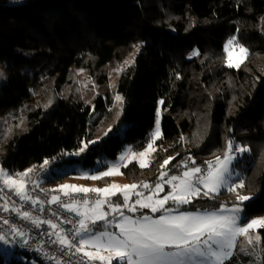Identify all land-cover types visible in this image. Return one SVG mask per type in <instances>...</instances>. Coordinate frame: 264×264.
<instances>
[{
    "label": "trees",
    "instance_id": "16d2710c",
    "mask_svg": "<svg viewBox=\"0 0 264 264\" xmlns=\"http://www.w3.org/2000/svg\"><path fill=\"white\" fill-rule=\"evenodd\" d=\"M231 38L249 50L238 69L226 66ZM134 46L132 66L109 88L104 70ZM80 68L98 86L90 100L72 79ZM0 72V166L8 172L52 160L47 184L58 188L67 175L56 167L90 169L126 145L145 149L161 110L162 138L149 167L133 162L122 169L125 178L151 185L162 170L181 172L183 161L206 168L232 140L251 149L234 164L233 183L245 185L236 191L250 196L242 202L245 220L264 216V0H0ZM90 140L97 143L81 155H64ZM237 203L224 190L185 209ZM24 256L0 251V264H30ZM249 261L241 255L227 264Z\"/></svg>",
    "mask_w": 264,
    "mask_h": 264
},
{
    "label": "snow or ice",
    "instance_id": "6c2138e0",
    "mask_svg": "<svg viewBox=\"0 0 264 264\" xmlns=\"http://www.w3.org/2000/svg\"><path fill=\"white\" fill-rule=\"evenodd\" d=\"M235 41L236 38H231L225 46L226 66L238 69L247 59L249 50ZM237 49L238 51H234ZM115 101L122 103L123 97L116 95ZM159 104L163 105L164 101L160 100ZM108 131L110 132L111 128ZM107 134L105 132V135ZM161 138L158 111L154 132L148 138L144 151L137 154L129 150L131 156L122 153L119 157L120 163L111 164L105 171L83 173L80 178L96 180L122 175L121 166L127 167L137 155L144 157L150 150L155 151L153 145ZM95 143V140L81 141L80 148L64 155L79 156L90 144ZM249 151V147L234 146V142L228 140L224 156L207 161L206 168L189 167L188 162L183 161L185 170L180 175L169 177L168 172L162 170L160 182L154 185L147 182L125 185L113 183L104 188H90L76 184H60L53 191H59L67 199L62 200L60 195H51L48 202L67 212L75 213L78 217L76 220H64V223L73 225L67 230L51 219L42 221L34 217L31 212L24 211L22 206L10 208L7 200L0 207H3L4 212H14L20 219L30 221L36 227L47 224L52 231L46 234L54 237L49 242L58 245L64 255L77 256L76 264H113L114 260L116 264H226L235 255L239 237H245L247 244L253 245L254 240L259 242L261 237L249 235L250 231L264 229V216L243 220L242 202L248 201L250 196L240 195L236 191L244 188L242 179L236 183L229 179L234 175L232 164L237 159V154L243 155ZM174 159L173 156L164 159L160 165L161 169H165ZM138 163L142 169L149 167L145 159H140ZM191 164L195 165V160H191ZM49 165V160L45 159L40 169L46 170ZM34 170L35 166L23 172L10 173L0 166V183L4 186L0 188V193L7 188L21 201L33 205L40 204L42 207L44 202L39 197H33L28 190V180ZM165 184L170 186V191L160 197L159 193L164 192ZM222 188L234 193L237 201L241 203L234 204L231 208L222 204L215 210L185 209L186 205H194V201L201 196L215 199ZM145 191L148 192L147 195ZM90 193L95 194L92 200L88 199ZM78 194H83V198L78 199ZM118 195L122 197L121 202L113 203L111 197ZM3 198L0 196V199ZM105 207L110 211H106ZM143 209L159 215H130L125 212L127 210V213L135 214ZM0 221L8 227L7 233L0 231V242L5 245L18 242L21 247L29 244L26 230L8 218L0 217ZM98 223L102 224V230L97 229ZM113 228L118 231H112ZM239 250L242 253L247 252L244 246ZM50 259L56 264H62L60 257L52 255ZM252 264H257V261L253 259ZM259 264H264V248L261 249Z\"/></svg>",
    "mask_w": 264,
    "mask_h": 264
},
{
    "label": "rangeland",
    "instance_id": "374dc122",
    "mask_svg": "<svg viewBox=\"0 0 264 264\" xmlns=\"http://www.w3.org/2000/svg\"><path fill=\"white\" fill-rule=\"evenodd\" d=\"M235 42H237L238 44H240L237 41V39H236ZM137 50H138V47L134 46L131 49V51L128 53V56L123 61H116V62H114L113 64H111L110 66H108L104 70L105 71L104 74H105V77H106L104 79H107V83H108V87L109 88L114 87L116 85V82L120 78V76L123 75L124 72L129 67L132 66V64L134 62L135 55L137 53ZM234 51H238V49L237 50H234ZM235 59H236V56L234 55V60ZM242 65H243V63L240 66H242ZM2 78H3V73L0 72V80ZM72 79H73L74 82H76V83H78V85H80L82 96L86 100H90L93 97L94 93L96 91H98L97 84L91 78V75L89 73V70H86L85 68H80V69H77L76 71H74V74H73ZM116 95H119V94H116ZM115 106L117 108V117H120L121 114H122V111H121L122 110V103L115 101ZM159 114H160V127H161V123H162L161 110H159ZM5 118H6V116L0 115V124L5 122ZM161 131H162V129H161ZM153 132H154V130L151 132V134ZM153 147H154V149L156 148L155 147V143H154ZM129 150L135 151L137 154L140 153L141 151H144V149L143 150H136V149L133 148L132 145H126L125 148L119 153V155L115 159H109L107 157L106 158L99 159L97 161V165L94 168L84 169L81 166V164H79V163H72V164H68V165L65 164L61 168L56 167L54 169V171L57 174H59V175H64V176L67 175V176H65V178H64L63 182H61V184H76V185H81V186L90 187V188H104L107 185L113 184V183L114 184H119V185L132 184V182H130L128 179H126L123 174L122 175L109 176L111 180H110L109 183H106V184H101L99 182L100 179L93 180V179H87V178H80L83 173H97L99 171H105V170H107V168L111 164H113V163H120L119 157H120V155L122 153H127L129 155V157L131 156V153H130ZM153 153H154V151H151L150 150L144 157H140L139 155H137L135 158L132 159V163L133 162L138 163L140 159H145L150 164V161L152 159ZM243 155L237 154V159L232 164V169L234 170V175L229 178L232 183H233L234 179L238 176V174H237V172H236V170L234 168V164ZM125 162H127V161H125ZM104 165L106 166L105 168H103ZM192 166H199V167H201L200 165H192V164L189 165V167H192ZM123 168H124L123 166L120 167V172L121 173H122V169ZM184 170L185 169L183 168L182 171H184ZM182 171L179 172V173H171L169 171H167V172H168V176L170 177L172 175H180L182 173ZM165 179H167V177ZM157 182H160L159 179L155 183H157ZM154 184H151V185H154ZM138 190H140V189H138ZM224 190H226V189L222 188L221 191H220V193L222 191H224ZM168 191H170V186L167 185V184H165L164 185V192L159 193V196L162 197ZM147 194H148V192L145 191V195H147ZM111 198L114 199L112 201L113 203H119L122 200V197H120L119 195L117 197H111ZM134 199H135V196H133V200ZM226 206L228 208H231L232 207V205H226ZM216 209H218V208H216ZM243 209H244V207H243ZM105 210L106 211H110V209H108L107 207H105ZM181 210H185V209H181ZM187 210L196 211L197 209H187ZM199 210L203 211L205 209H199ZM210 210H215V209H210ZM125 212H126V214H130V215H140L142 213H147V214L153 215V216H158L159 215V213L152 214L150 212V210H148V209H143V210H141V211H139V212H137L135 214L127 213V210H125ZM242 217H243V220L246 219L247 216H246L245 211L243 212ZM258 217H261V216L252 217V218H258ZM97 229L98 230H102V224H99L98 223L97 224ZM111 230L112 231H118V229H114V228L111 229ZM249 235H251V236L259 235L262 238V233H261L260 229L259 230H256V231H250ZM260 242H261V239H260L259 242H256L254 240L253 245H248L245 237H243V236L239 237L238 238V241H237V248L235 250V255L233 256V258L234 257H239L241 255L242 256L249 255L250 261L248 262V264H252L253 259H255L257 261V264H259L260 255H261ZM241 246L246 247L247 252H245V253L240 252L239 249H240ZM0 251L8 259H10L13 256H17V257H21V258H24L25 259V256L24 255H22L21 253H18L17 251H15L11 246L5 245L3 242H0ZM240 258H241V260H245V257H240ZM27 260L29 261L30 264H40L36 260H34L32 258H28ZM228 262L229 261H227L226 264ZM96 264H99V262H96ZM113 264H116V261L115 260L113 261Z\"/></svg>",
    "mask_w": 264,
    "mask_h": 264
},
{
    "label": "built area",
    "instance_id": "2783aa9c",
    "mask_svg": "<svg viewBox=\"0 0 264 264\" xmlns=\"http://www.w3.org/2000/svg\"><path fill=\"white\" fill-rule=\"evenodd\" d=\"M49 162L50 165L46 166V170L40 169L41 164L36 166L34 172L30 174V178L28 180L29 192L33 197H39L40 200L44 202L42 207L40 204L33 205L30 202L25 203L21 201L19 197L14 194V192L8 191L7 188H4V192L0 193V196L4 197L3 199H0V205H4L7 200L10 208L22 206L24 211L31 212L34 217H38L42 221L51 219L64 229H71L73 225L64 223V220L78 219V217L75 216V213L67 212L58 205L48 202L51 195H60L62 200L67 199L63 197V194L59 191H53L57 189V187L47 184V178L50 175L51 169L54 165V161L50 160ZM3 187V184L0 183V188ZM77 198L82 199L83 194H78ZM94 198L95 194H88V199L92 200ZM113 200L114 199L111 198V201ZM12 201H15V203L13 204ZM53 213H56V215H53ZM0 217L10 219L19 227L26 230L29 235V244L27 246L21 247L18 242L8 244L15 251L30 256L40 264H56L55 261L50 259V256L52 255L60 257L62 264H76V260L78 259L77 256L64 255L60 251L58 245H54L49 242L54 237L48 236L46 234L52 231L47 224H41L39 227H36L30 221L20 219V217L14 212H4L3 207H0ZM0 231L5 233L8 232V227L2 225V221H0ZM80 255L82 256V254Z\"/></svg>",
    "mask_w": 264,
    "mask_h": 264
}]
</instances>
